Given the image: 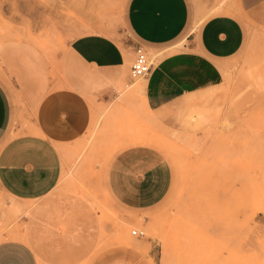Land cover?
<instances>
[{"label": "rangeland", "instance_id": "374dc122", "mask_svg": "<svg viewBox=\"0 0 264 264\" xmlns=\"http://www.w3.org/2000/svg\"><path fill=\"white\" fill-rule=\"evenodd\" d=\"M125 1L0 0V42H29L50 61L68 38L86 33L105 32L133 47L122 22ZM188 2L193 26L217 14L220 4V13L236 16L245 30L242 47L215 60L189 51L181 39L143 46L150 61L158 51V61L174 65L169 71L183 92L148 113L139 95L128 94L135 80L129 76L117 99L94 111L87 134L59 149L58 189L90 208L92 236L71 259L45 260L35 245L38 264H90L113 245L130 247L142 264H264V0ZM202 106L205 119L193 126L187 111ZM19 122L26 128L30 118ZM132 142L153 148L172 169L167 195L144 211L119 206L104 184L109 158ZM24 207L0 191V240L21 231Z\"/></svg>", "mask_w": 264, "mask_h": 264}, {"label": "crops", "instance_id": "0c3cea01", "mask_svg": "<svg viewBox=\"0 0 264 264\" xmlns=\"http://www.w3.org/2000/svg\"><path fill=\"white\" fill-rule=\"evenodd\" d=\"M122 22L137 44L154 49L181 39L178 44L186 41L189 51L215 60L236 54L245 38L241 21L229 13L214 14L192 28L188 0H126ZM133 54L132 45H120L105 32L68 38L52 61L29 42H0V191L28 209L21 231L0 240V264H38L35 245L45 260L67 254L71 259L88 243L90 208L58 189L63 166L59 149L87 134L94 111L117 99L116 89L129 77ZM156 63L141 93L148 113L183 92L170 74L174 65ZM22 118H30L28 127H20ZM127 145L109 158L104 184L119 206L144 211L165 198L172 169L153 148ZM17 232L23 238L15 237ZM126 260L142 264L126 245L99 251L90 264Z\"/></svg>", "mask_w": 264, "mask_h": 264}, {"label": "bare ground", "instance_id": "6f19581e", "mask_svg": "<svg viewBox=\"0 0 264 264\" xmlns=\"http://www.w3.org/2000/svg\"><path fill=\"white\" fill-rule=\"evenodd\" d=\"M220 6H221V4L219 6H217L216 8H214L215 13H220L221 12V7ZM192 28H194V26ZM191 30H193V29H191ZM159 55H160V52L152 51V56L150 58L151 62H157L159 60L158 59ZM143 78L144 77H139V78L135 79L134 82H132L130 84H127V87H128L127 92H128V94L130 93V94H133V95H139L141 97V102H142L143 108H146L147 102L141 96V93L144 90L143 80H141ZM203 108H205V106L204 107L202 106L200 108H193L191 110H189L187 108L188 109V111H187V119L193 124V126L199 125L205 119L206 111ZM16 210L18 211V208ZM14 236L18 237V238H23L22 234H20L18 232L15 233Z\"/></svg>", "mask_w": 264, "mask_h": 264}, {"label": "built area", "instance_id": "2783aa9c", "mask_svg": "<svg viewBox=\"0 0 264 264\" xmlns=\"http://www.w3.org/2000/svg\"><path fill=\"white\" fill-rule=\"evenodd\" d=\"M133 59L129 68V76L131 79H137L139 77H146L151 70V61L148 58L146 50L140 44L133 46ZM131 233L137 237L144 234L141 230H132Z\"/></svg>", "mask_w": 264, "mask_h": 264}]
</instances>
